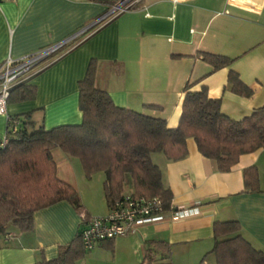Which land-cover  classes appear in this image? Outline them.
<instances>
[{"label":"crops","instance_id":"0c3cea01","mask_svg":"<svg viewBox=\"0 0 264 264\" xmlns=\"http://www.w3.org/2000/svg\"><path fill=\"white\" fill-rule=\"evenodd\" d=\"M130 1L131 9L69 41L29 78L35 98L6 104V113L0 114V138L9 115L30 113L45 128L79 123L78 81L90 59L96 61V86L116 105L161 117L170 128L178 123L186 83L196 91L205 86L208 97L220 98L221 112L231 119L264 105V0ZM107 11L98 0H0V64L7 56L67 39ZM202 52L234 59L228 68L214 71ZM229 69L254 90L251 97L226 87ZM186 149L178 160L161 153H153L151 159L172 193L171 203L198 202L200 212L142 224L124 236L98 242L76 264H140L151 240L168 244L171 264H200L204 256V264H214L213 223L226 220H236L241 235L264 251V191H244L243 178V170L254 166L259 187L264 188V148L240 155L226 172L216 171L192 138L186 139ZM52 154L61 179L74 186L86 178L76 158L56 149ZM89 178L104 182L102 172ZM79 223L80 215L65 201L38 210L32 230L10 227L7 239L0 235V264H33L55 257L58 245L74 237Z\"/></svg>","mask_w":264,"mask_h":264},{"label":"trees","instance_id":"16d2710c","mask_svg":"<svg viewBox=\"0 0 264 264\" xmlns=\"http://www.w3.org/2000/svg\"><path fill=\"white\" fill-rule=\"evenodd\" d=\"M98 1L109 9L120 0ZM202 59L215 71L228 68L234 58L202 52ZM95 73L96 61L90 59L78 81L79 123L45 128L30 113L9 115L6 141L0 138V235L7 239L10 227L18 232L32 230L35 212L61 201L78 215H85L74 237L58 245L55 257L41 258L33 264H76L89 251L80 234L92 215L84 209L75 187L57 175L54 149L76 158L87 178L96 172L104 174L107 204L131 194L158 197L163 209L169 210L172 193L162 183L161 169L152 162L153 153H161L169 160L181 159L187 154L186 139L192 138L198 152L212 162L214 169L226 172L240 155L264 148V105L239 120L231 119L221 112L220 98L208 97L205 86L196 91L186 83L178 123L170 128L161 117L116 105L107 91L96 86ZM226 87L245 97L254 93L231 69ZM35 94V86L23 82L10 90L6 101L32 100ZM144 106L160 108L155 104ZM243 178L244 191H264L254 166L243 170ZM240 229L236 220L213 223L210 253L214 264H264V251L253 247ZM169 258L168 244L151 240L140 264H171ZM204 261L205 256L200 264Z\"/></svg>","mask_w":264,"mask_h":264},{"label":"built area","instance_id":"2783aa9c","mask_svg":"<svg viewBox=\"0 0 264 264\" xmlns=\"http://www.w3.org/2000/svg\"><path fill=\"white\" fill-rule=\"evenodd\" d=\"M130 0H120L108 9L106 15L84 25L76 33L58 43L42 47L18 57L7 56L0 64V114L6 113L7 98L10 90L18 84L27 82L29 78L42 69L52 57L57 56L64 46L79 35L86 33L104 23L107 18L130 9ZM8 118V116H7ZM2 141L6 139L2 137ZM200 203L187 206L170 204L164 210L158 197H144L124 194L111 200L103 215H92L81 231V240L85 249L91 250L98 242L131 233L139 225L165 220L176 221L198 214ZM84 213L80 214L83 218ZM9 237V234L6 235Z\"/></svg>","mask_w":264,"mask_h":264},{"label":"rangeland","instance_id":"374dc122","mask_svg":"<svg viewBox=\"0 0 264 264\" xmlns=\"http://www.w3.org/2000/svg\"><path fill=\"white\" fill-rule=\"evenodd\" d=\"M56 151L61 150L56 149ZM95 179L96 178L90 179L84 177L80 183H74V186L82 202H84L91 211L95 212L94 215H103L107 210V202L104 197L103 180Z\"/></svg>","mask_w":264,"mask_h":264}]
</instances>
